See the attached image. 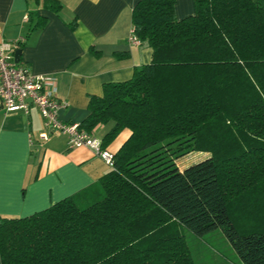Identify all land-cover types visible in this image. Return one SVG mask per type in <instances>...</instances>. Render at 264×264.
<instances>
[{
  "label": "trees",
  "instance_id": "obj_1",
  "mask_svg": "<svg viewBox=\"0 0 264 264\" xmlns=\"http://www.w3.org/2000/svg\"><path fill=\"white\" fill-rule=\"evenodd\" d=\"M175 5L137 1L133 34L152 59L91 95L79 123L106 125L104 146L131 131L112 169L91 198L0 214V264H196L183 227L220 229L243 264H264V0H194L181 19ZM28 20L48 22L38 9ZM191 151L209 156L181 170Z\"/></svg>",
  "mask_w": 264,
  "mask_h": 264
},
{
  "label": "crops",
  "instance_id": "obj_2",
  "mask_svg": "<svg viewBox=\"0 0 264 264\" xmlns=\"http://www.w3.org/2000/svg\"><path fill=\"white\" fill-rule=\"evenodd\" d=\"M138 0H60L59 13L34 0H0V43L28 35L20 62L44 74L69 105L60 110L67 123H81L88 115L91 95H100L109 82L129 79L134 69L152 59V49L134 43L132 11ZM38 9L47 24L30 31L28 11ZM194 0H176L178 19L192 15ZM70 22H73L70 24ZM99 124L93 134L107 131ZM47 130L37 107L29 112L0 108V214L23 217L68 196L91 198L99 179L112 167L93 150L71 148L68 136ZM122 130L107 147L117 152L130 136Z\"/></svg>",
  "mask_w": 264,
  "mask_h": 264
},
{
  "label": "built area",
  "instance_id": "obj_3",
  "mask_svg": "<svg viewBox=\"0 0 264 264\" xmlns=\"http://www.w3.org/2000/svg\"><path fill=\"white\" fill-rule=\"evenodd\" d=\"M131 41L141 42L134 34ZM17 49L18 41L0 43V108L8 113L29 112L37 107L47 128L40 133L41 139L50 137L48 130L64 133L69 147H88L112 167L114 153L103 145L101 138L81 129L78 123H67L60 118V110L69 103L58 97L57 88L49 85L46 75L34 73L27 64L16 61Z\"/></svg>",
  "mask_w": 264,
  "mask_h": 264
},
{
  "label": "rangeland",
  "instance_id": "obj_4",
  "mask_svg": "<svg viewBox=\"0 0 264 264\" xmlns=\"http://www.w3.org/2000/svg\"><path fill=\"white\" fill-rule=\"evenodd\" d=\"M208 156L209 153L205 151H191L178 157L176 163L182 170ZM255 224L256 223H254V226ZM248 225L252 227L250 223H248ZM182 231L186 236L196 264H243L231 242L220 229L209 232L203 236H197L185 227H183Z\"/></svg>",
  "mask_w": 264,
  "mask_h": 264
},
{
  "label": "water",
  "instance_id": "obj_5",
  "mask_svg": "<svg viewBox=\"0 0 264 264\" xmlns=\"http://www.w3.org/2000/svg\"><path fill=\"white\" fill-rule=\"evenodd\" d=\"M21 53H22V50H21V49H17V50H16L15 57H16V61H17V62L20 61Z\"/></svg>",
  "mask_w": 264,
  "mask_h": 264
}]
</instances>
